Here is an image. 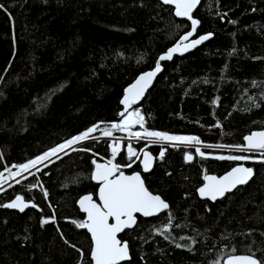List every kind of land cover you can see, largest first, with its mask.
Instances as JSON below:
<instances>
[{
  "label": "trees",
  "instance_id": "trees-1",
  "mask_svg": "<svg viewBox=\"0 0 264 264\" xmlns=\"http://www.w3.org/2000/svg\"><path fill=\"white\" fill-rule=\"evenodd\" d=\"M0 5L4 175L93 125L119 123L125 88L191 30L189 20L159 0ZM192 17L199 21L193 38H211L163 63L141 103L129 111L141 112L148 131L195 136L207 145L242 146L245 136L264 130V0H201ZM161 148L145 149L156 163L142 177L169 209L152 218L138 216L134 228L119 236L129 246L125 264H223L229 255L253 253L264 260V156L202 159L194 150L165 146L160 159ZM77 149L90 151H71L42 167L38 177L0 192V205L16 195L37 205L23 213L0 207V264H89L90 238L73 223L84 219L76 202L96 194L92 159L107 162L112 155L104 140ZM186 152L191 162L185 161ZM119 153L113 162L121 171H140V160L123 167L130 161L124 151ZM239 164L253 169L246 184L215 203L198 198L204 175L220 176ZM169 214V231L158 234ZM42 219L49 223L42 225Z\"/></svg>",
  "mask_w": 264,
  "mask_h": 264
},
{
  "label": "snow or ice",
  "instance_id": "snow-or-ice-1",
  "mask_svg": "<svg viewBox=\"0 0 264 264\" xmlns=\"http://www.w3.org/2000/svg\"><path fill=\"white\" fill-rule=\"evenodd\" d=\"M162 3L166 5H174L175 16L186 17L191 21V30L185 35L179 38V41L175 46L169 48L166 54L159 57L154 70L141 74L133 84L124 90L125 94L121 100V104L124 105V111L119 113L121 120L119 123H111L110 127L100 129L99 124L89 127L86 131L80 133L77 136L66 140L64 143L59 144L49 151H46L40 156L29 160L27 163L20 165H13L17 170L12 172L10 169H6L9 172V177L15 179L22 176L23 173L28 172L29 175H34L30 171L32 168H36L39 172L40 168L37 165H44V162L50 160L55 156L59 159V153L65 152L66 149L72 151H90V149H76L73 146L79 144L82 141L88 139L95 140L96 137L93 133L98 130L104 137H112L114 131L126 132L129 138L139 140H148L151 144H171L172 146L179 147L183 145L185 147H195V153L202 159L207 158L205 152L201 150L198 145L201 141L195 136H176L169 135L167 133L159 131H148L145 128V118L139 110L129 111L133 104L139 101L146 89L152 83L153 78L161 71L160 61L171 60L174 53L189 51L201 44L203 41L209 39L211 34L202 35L198 39L190 40V37L196 32L199 21L194 19L191 15L192 11L196 8L199 0H162ZM3 6L0 5V8ZM215 103V101H214ZM134 125H139L143 132H133L131 128ZM219 126V125H217ZM244 145L234 146L237 151L240 152H259L264 156V131L253 132L251 135L244 137ZM111 148L112 159L106 163H97L95 160V170L91 174V179L95 180L99 184V203H97L92 195H85L79 200V206L82 212L86 213V220L81 222L73 221L77 228L87 229L91 234V261L92 264H124V262L130 259L129 246L127 242H122L118 239V234L125 229H130L137 223L136 214H140L144 217L157 216L160 213L166 211L169 208L167 202H165L159 195L153 194L145 186L144 180L141 178L140 173H133L132 175H125L121 171V165L114 163L118 153L121 149L119 139H114V142L109 145ZM218 148L225 147L224 145H217ZM166 148H161L159 158L163 159L165 156ZM141 155L143 160V171L148 172L152 167L153 157L144 149L139 152L133 148L132 144L127 145V156L130 161L123 167L131 168L132 164L136 160H140ZM135 158V159H133ZM219 160H231V161H243L248 160L251 157L245 155H229V156H215L213 157ZM184 159L186 162H191L193 156L189 153H185ZM253 175V169L244 167L243 165L232 168L224 176L217 177L214 175H204V181L202 187L198 188L199 195L204 198L207 197L211 200H216L218 197H223L225 193L232 191L238 185L246 184ZM0 172V191H5L3 188V182L9 179ZM27 179V177H24ZM16 184H20L19 179H15ZM11 187V185H9ZM32 188H36L37 185H31ZM41 189L43 186L40 185ZM44 196L47 198L48 193L44 191ZM36 208L35 203H27L21 195H16L15 198L6 204L0 205L5 208H17L21 212L27 207ZM54 218V217H53ZM169 223L163 227L162 230H158V234H163L169 231L171 226V214H169ZM112 221V222H110ZM42 225L49 223V219H42ZM166 239L168 237H165ZM181 239H184L181 237ZM181 247L180 244L176 245ZM215 264H220V261H216ZM223 264H264V260L256 258L255 254L251 255H229Z\"/></svg>",
  "mask_w": 264,
  "mask_h": 264
},
{
  "label": "water",
  "instance_id": "water-1",
  "mask_svg": "<svg viewBox=\"0 0 264 264\" xmlns=\"http://www.w3.org/2000/svg\"><path fill=\"white\" fill-rule=\"evenodd\" d=\"M0 1H17V0H0ZM119 1H121V2H124V1H130V0H119ZM160 2H161V4L162 5H164V6H168V7H171L173 10H174V12H175V8H174V5H166V4H164V3H162V0H159ZM200 1L201 0H199V3L197 4V6H196V8L198 7V5L200 4ZM196 8L192 11V13H191V15L194 13V11L196 10ZM175 15V14H174ZM178 18H185V19H187L186 17H178ZM188 20V19H187ZM190 21V20H189ZM191 22V21H190ZM206 35H208V34H206ZM193 36H194V34H193ZM193 36L192 37H190V40H193V39H198L199 37H197V38H193ZM202 36V35H201ZM211 38V36L209 37V39ZM209 39H207V40H205V41H203L201 44H199V45H197L195 48H192V49H190L189 51H187V52H184L183 54H181L180 52H177V53H174L173 54V57H172V59L174 58V57H178V56H183V55H186V54H188V53H190V52H192V51H194L195 49H197V48H199L200 46H202L203 44H205ZM173 46H175V44L173 45ZM172 46V47H173ZM171 48V47H170ZM169 49V48H168ZM167 49V50H168ZM167 50H166V52L165 53H163V54H166L167 53ZM163 54H161V55H163ZM160 55V56H161ZM159 59V58H158ZM171 59V60H172ZM171 60H164V61H160V64H161V71H162V64L163 63H166V62H169V61H171ZM158 61V60H157ZM157 61H156V63H157ZM155 66H156V64H155ZM155 68V67H154ZM154 68L153 69H151V70H148V71H152V70H154ZM148 71H146V72H148ZM161 71L159 72V73H157V75L153 78V80H152V83L150 84V86L146 89V91H145V93H144V95H143V97L139 100V101H137L135 104H133V105H139L140 103H141V101L143 100V98L145 97V95H146V93L149 91V89L153 86V84H154V82H155V80L157 79V77L159 76V74L161 73ZM143 73H145V72H143ZM143 73H141V74H143ZM141 74H139L135 79H134V81L131 83V84H133L134 82H135V80L141 75ZM131 84H129L126 88H128ZM125 88V89H126ZM124 94H125V92H124ZM261 131H264V130H261ZM255 132H259V131H255ZM253 133V132H252ZM251 135V134H250ZM246 142H245V140H244V144H245ZM112 143H110L109 145H111ZM120 144H121V142H120ZM121 148H122V144H121ZM120 151H121V149H120ZM145 151H147V150H145ZM149 152V151H148ZM150 153V152H149ZM151 154V153H150ZM152 155V154H151ZM152 157H153V162H152V167H151V169L148 171V172H145V171H143V165L141 164V162L139 163V165H140V169H141V172L143 173V174H146V175H148V174H150L151 173V171L153 170V168H154V166H155V163H156V160H155V157L152 155ZM95 159H92V165H93V170H92V172L95 170V165L93 164V161H94ZM141 160H143V156L141 155V157H140V161ZM96 161V160H95ZM97 163H101V164H103V163H106L105 161H96ZM238 166H240V165H238ZM244 166V165H243ZM235 167H237V166H235ZM245 167V166H244ZM234 168V167H233ZM248 168V167H247ZM231 170V169H230ZM229 170V171H230ZM227 173V172H226ZM225 173V174H226ZM124 174L125 175H132V174H126L125 172H124ZM225 174H223V175H221V176H224ZM141 175V174H140ZM220 176V177H221ZM253 176V175H252ZM142 178V177H141ZM252 178V177H251ZM250 178V179H251ZM249 179V180H250ZM91 181L95 184V185H97V190H96V194H95V196H93L92 194H86V195H92L93 196V199L97 202V203H99L100 201H99V195H98V192H99V184H98V182L97 181H95V180H92L91 179ZM205 183V181L203 180V184ZM203 184L200 186V187H202L203 186ZM240 186H243V185H238L236 188H234L232 191H230V192H227V193H225V195L226 194H228V193H232L235 189H237L238 187H240ZM224 195V196H225ZM83 196H85V195H83ZM83 196H81V197H83ZM197 196H198V198L200 199V200H202V201H209V202H211V203H214V202H216V201H218V200H221L223 197H218L216 200H211V199H209V198H207V197H204V198H202L200 195H199V192H198V189H197ZM81 197L77 200V202H76V207L78 208V210H79V212L84 216V219H83V221L84 220H86V213H84V212H82L81 211V209H80V206H79V200L81 199ZM36 209V208H33V207H31V206H29V207H27V208H25L24 209V211L25 210H27V209ZM8 210H10V211H13V212H17V213H23V212H21L19 209H17V208H7ZM169 209V208H168ZM167 209V210H168ZM166 210V211H167ZM165 212V211H164ZM163 213V212H162ZM161 214V213H160ZM136 216L138 217H142V218H152V217H156V216H152V217H144V216H142V215H140V214H136ZM158 216V215H157ZM110 222H112V221H110ZM135 226V225H134ZM134 226L132 227V228H130V229H125V230H131V229H133L134 228ZM124 230V231H125ZM85 231H86V233L88 234V236H89V238H90V242H91V247H92V241H91V234L87 231V229H85ZM123 231V232H124ZM123 232H121V233H119L118 234V239H119V236L123 233ZM128 244V243H127ZM90 252H91V248H90ZM90 252H89V260H90V262H89V264H92V261H91V256H90ZM129 256H130V252H129ZM227 259V257L223 260V262L225 261ZM130 261V259L128 260V261H126V262H124V264L125 263H128Z\"/></svg>",
  "mask_w": 264,
  "mask_h": 264
},
{
  "label": "built area",
  "instance_id": "built-area-1",
  "mask_svg": "<svg viewBox=\"0 0 264 264\" xmlns=\"http://www.w3.org/2000/svg\"><path fill=\"white\" fill-rule=\"evenodd\" d=\"M141 113V112H140ZM132 131L133 132H143V129H141L140 128V126L139 125H134L132 128ZM124 134V133H123ZM114 139H119V142H121V144L122 145H124V149H125V151H126V153H127V146L126 145H128L129 143H131L132 144V146L133 145H140L141 147H144L145 145H144V143H146L147 141L146 140H139V141H137L136 139H132V140H129V138L125 135L124 137H120V136H112L111 138H109L108 140L110 141V143H113L114 142ZM99 141H101L100 139H99ZM134 143V144H133ZM81 145V144H80ZM79 145V146H80ZM151 145V144H150ZM152 145H160L159 143H156V144H152ZM79 146H77V147H79ZM170 146V145H169ZM199 147H201V149H213V147L215 146V145H207V144H200V145H198ZM171 147H176V146H172L171 145ZM179 147H184L183 145H180ZM193 148H195V147H193ZM135 149V148H134ZM137 149V148H136ZM141 149V148H140ZM216 150H218V147L217 148H215ZM67 150L68 149H66L65 150V152H67ZM223 150H226V151H237L236 149H235V147H230V146H225L224 147V149ZM246 153H249V152H246ZM252 153H256V154H260L259 152H252ZM63 154H65L64 152H62V153H59V157L60 156H62ZM56 158L54 157V158H50V160H46L45 162H44V164H48V163H50V162H52L53 160H55ZM44 165H37V167H39L40 169H41V167H43ZM30 171L32 172V173H34V175H29V173L28 172H25V173H23L22 174V176H20V177H16L15 179H19L20 181L21 180H24V177H29V176H34V177H38V172L36 171V168H32V169H30ZM15 172V171H14ZM5 177H9V172L8 171H6L5 172ZM15 179H12V178H10L9 177V179L8 180H6V184L3 186V187H5V186H8V185H11V184H14L15 183ZM43 193H44V190H43ZM44 195V194H43ZM47 198H48V196H47ZM47 198H45V196H44V199L47 201L48 199Z\"/></svg>",
  "mask_w": 264,
  "mask_h": 264
},
{
  "label": "rangeland",
  "instance_id": "rangeland-1",
  "mask_svg": "<svg viewBox=\"0 0 264 264\" xmlns=\"http://www.w3.org/2000/svg\"><path fill=\"white\" fill-rule=\"evenodd\" d=\"M133 111V110H132ZM100 129H103V128H100ZM131 131H132V129H131ZM124 133V134H123ZM93 135L96 137V139L95 140H93V139H88V140H86V141H82V142H80L79 144H76V145H74L73 147L74 148H78L77 146H79L80 144L81 145H83V144H85V143H88V142H92V141H99V139L100 140H104V141H106V142H110L108 139L109 138H111V137H104V136H102V134H101V132H99V130L96 132V133H93ZM127 136V133L126 132H121V131H114L113 132V136H120V137H124V136ZM128 137V136H127ZM129 138V137H128ZM133 138H129V140H132ZM147 142L146 143H144V147H142V149H144L145 147H148V146H153L148 140H146ZM134 144V143H133ZM151 144V145H150ZM160 145V147H165V146H171V144H161V143H159ZM202 144V143H201ZM80 145V146H81ZM79 146V147H80ZM127 146V145H126ZM135 146L136 145H133V148H135ZM158 146V145H157ZM184 148H186V149H190V150H194L195 151V148H193V147H185L184 146ZM215 148H217L216 147V145L213 147V149H201L203 152H205L206 153V155H207V157H215L217 154H216V152H218V151H221V153H222V155L223 156H229V155H233V154H231V153H233V152H240V151H226V150H223L224 149V147L223 148H218V150H216ZM136 149V148H135ZM138 152L141 150V149H136ZM72 150L71 149H68L67 150V154L69 153V152H71ZM124 152H125V155H126V157L128 158V156H127V153H126V151H125V149H124ZM241 153H244L245 154V156H247L248 154H252V155H259V156H262L261 154H256V153H246V152H241ZM64 155H66V154H63L62 156H64ZM62 156H60V158L62 157ZM219 156V155H218ZM55 156H53V157H51V158H54ZM56 159L55 160H57V157H55ZM133 159H135V158H133ZM251 159V158H250ZM55 160H53V161H55ZM249 160V159H248ZM52 161V162H53ZM243 161H246V160H243ZM51 163V162H50ZM50 163H48V164H50ZM5 176V175H4ZM6 182V181H5ZM5 182H3V185L2 186H4V184H5Z\"/></svg>",
  "mask_w": 264,
  "mask_h": 264
},
{
  "label": "flooded vegetation",
  "instance_id": "flooded-vegetation-1",
  "mask_svg": "<svg viewBox=\"0 0 264 264\" xmlns=\"http://www.w3.org/2000/svg\"><path fill=\"white\" fill-rule=\"evenodd\" d=\"M155 146H157V145H153V146H151V147H155ZM148 147H150V146H148ZM148 147H145L144 150L147 149ZM159 147H160V146H159ZM176 148H184V147H176ZM123 151H124V145H122V148H121V151H120V152H123ZM119 154H120V153H119ZM119 154H118V155H119ZM118 155H117V156H118ZM216 156H218V155H216ZM155 160H156V159H155ZM136 161H137V160H136ZM239 165H242V164H239ZM236 166H238V165H236ZM245 167H246V166H245ZM227 172H228V171H227ZM133 173H140V174H141V177H142V175H146V174H143V173L141 172V169H140L139 172H133ZM225 173H226V172H225ZM225 173H223V174H225ZM223 174H221V175H223ZM221 175H220V176H221ZM220 176H217V177H220ZM142 179H143V177H142ZM203 180H204V179H203ZM202 184H203V183H202ZM202 184H201V185H202ZM201 201H202V200H201ZM207 202H209V201H207ZM210 203H211V202H210ZM214 203H215V202H214Z\"/></svg>",
  "mask_w": 264,
  "mask_h": 264
},
{
  "label": "bare ground",
  "instance_id": "bare-ground-1",
  "mask_svg": "<svg viewBox=\"0 0 264 264\" xmlns=\"http://www.w3.org/2000/svg\"><path fill=\"white\" fill-rule=\"evenodd\" d=\"M47 165V164H46ZM44 167V166H43ZM42 168V167H41ZM5 184H6V182H5ZM4 184V185H5ZM14 184H16V183H14ZM14 184H11V185H14ZM9 187V185L8 186H5V187H3L4 189H6V188H8ZM1 192V191H0Z\"/></svg>",
  "mask_w": 264,
  "mask_h": 264
}]
</instances>
